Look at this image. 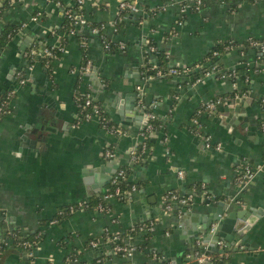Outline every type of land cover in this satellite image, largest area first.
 Here are the masks:
<instances>
[{
	"label": "crops",
	"instance_id": "1",
	"mask_svg": "<svg viewBox=\"0 0 264 264\" xmlns=\"http://www.w3.org/2000/svg\"><path fill=\"white\" fill-rule=\"evenodd\" d=\"M120 1L83 0L82 8L90 25H101L103 39L123 43L124 49L105 51L97 32L83 27L84 40H77L75 34L64 37L65 52L52 62L49 72L40 56L29 65L25 55L60 43L52 32L64 22L62 9L51 0H22L2 12L0 31L7 25L21 28L0 51V99L4 92L17 88L9 113L0 119V236L17 229L22 236L40 232L42 239L31 256L11 250L0 264H27L29 258L30 264H67L70 253L77 254L80 264H198L194 256L198 242L190 241L189 229L173 224L182 211H187L196 214L190 215L188 226L204 225L210 211L205 200L230 201L231 211L250 208L260 213L248 233L247 246L225 247L219 253L227 264H264V175L257 174L244 190L234 181L243 163L254 166L264 161V55L247 50L243 55L230 51L223 56L221 65L216 66L220 72L237 69L239 76H245V81L237 79L234 86L217 74L191 84L189 77L146 83L140 71L149 39L168 52L169 66L182 69L197 65L218 42L262 40L264 0L252 4L246 0H203L199 11L188 9L177 33L170 37L179 4L189 6L190 0H136L142 11L165 8L150 18L129 13L115 28L122 14ZM3 4L0 0V6ZM85 55L96 68L94 76L99 85L96 78L85 75L82 89L88 87L92 99L123 129L119 138L95 122L78 118L73 91L79 84L78 71ZM17 74L26 80L24 85L18 86ZM103 87L107 90L100 91ZM137 87H141L143 104L139 109L146 108L142 119L152 112L165 122L163 128L149 134L152 145L132 177L134 183H144L143 189L128 202L110 199L103 212L81 210L50 224L65 208L100 197L119 167L131 162V150L141 143L145 128L126 112L132 101L137 106ZM232 93L239 96L228 98ZM219 97H227L223 103L237 98L242 101L226 120L221 112L215 115L212 111L199 119L202 132L221 143L222 150L217 152L203 148L191 119L199 107ZM119 104L120 110L115 108ZM216 108L221 111L222 104ZM34 129L45 140L31 147L26 138H33ZM106 149L113 151V159L104 157ZM179 171L182 178L177 175ZM172 191L180 197L192 194L191 210L174 203L172 210L164 213L166 196ZM141 199L150 201L143 203ZM150 221L154 222L151 232H141L130 240L135 247L133 256L112 253L106 235ZM90 240H98V246L89 248Z\"/></svg>",
	"mask_w": 264,
	"mask_h": 264
},
{
	"label": "built area",
	"instance_id": "2",
	"mask_svg": "<svg viewBox=\"0 0 264 264\" xmlns=\"http://www.w3.org/2000/svg\"><path fill=\"white\" fill-rule=\"evenodd\" d=\"M8 1H9L8 2L9 5H12L15 2H17V3L21 2L22 0H8ZM173 1L174 0H170V3ZM51 2L53 4H55L57 7L62 9L63 17H65V19L72 26V28L68 32H63V33H58L57 31L52 32V35L54 37H57V39H59L60 43L64 39L65 36L74 35V33L76 32L77 29L82 28V27H87L90 25L83 16H80V17L76 16L75 12H73L72 9L65 8L59 0H51ZM82 3H83V0H76L77 5L82 6ZM179 5L180 6H179L178 16H177V19L175 21L174 26L171 28V30L169 32V37L173 36L177 33V28H179L181 26L188 9L191 12L199 11L203 7V0H190L189 6L186 3H180ZM164 8L165 7L151 9L150 11L154 12L155 10H158V13H161L164 10ZM118 9H119L120 13H123V14H121L119 19H117L116 24H115V26H116L115 28L119 27L118 23L122 22V20H124L125 17L127 16V14H129V13H131V14L141 13V14H145V15L147 14V13H144V11H142V8L137 4L136 0L120 1L118 4ZM39 16H40L39 14L36 15L35 17L32 18V20H36ZM20 28H19V30H20ZM101 29H102L101 25H98V27L90 28V30L92 32H97V33H98V31L101 32ZM60 43L56 46H46L41 51H39L38 53L29 52L25 56L28 59V61H31V56L38 55L41 58L45 59L43 66L46 69L51 68L52 62L57 61L60 58L57 55V53H60L62 55L65 52L64 47H62ZM102 43H103L105 51H109V47H108L109 44H113L114 46H116L119 51L124 49L123 43L115 44V43H112L110 41L107 42L108 44H106L105 42H102ZM249 45L253 48H258V50H259L258 53H260L261 55H264V43H258V42L250 41ZM82 46H84V44ZM230 49L233 50L232 48H230ZM146 52L152 53V52H155V49L154 48H147ZM239 53L241 55H243L244 51H239ZM166 57L169 59L168 52H166ZM29 65H31V63ZM172 67H174V66H170V69L168 70L167 73H162L160 71H157L155 73V75H151V76H148L147 78H143V80L150 82L153 79H159V78H162L164 76H173V75L180 74V72L178 70H175ZM198 67H199L198 65H195L194 68H198ZM91 69H92V64L88 60V61H86V63L84 65H82L80 67V69L78 71V74H79V76H78V80H79L78 89H75L73 91V96L74 95L83 96V105H82L80 112L78 113V116L81 115L83 122H95L99 126L100 129H103L105 132L112 134L115 137L119 138V137L124 135V131L122 129H114V128H111L110 131H107L104 127H101L100 126L101 114L104 113L106 115V112L99 105L94 104L93 99L89 93L88 87H87L86 91L82 89L83 79H84L85 75H87L91 71ZM183 72L187 74L190 72V69L189 68L183 69ZM211 74H217L218 77H221V78L226 77L229 79L235 75V71L231 70V73H223V72H220L216 66H212L210 69H208V71L204 74V76L211 75ZM204 76H202V77H204ZM202 77L196 79L195 82H199ZM16 79H17L18 86H22L25 84L26 80L23 78L22 74H17ZM233 86H234V82H233ZM137 91H138L137 106L143 107L142 99H141V97H142L141 87H137ZM16 92H17L16 87L11 88L6 93V99H8V103L6 104V102H0V119L3 115H7L9 113L10 103L12 101L11 96L15 95ZM241 95L245 96V93H243ZM238 96H239L238 94H236V95L234 94V98H236ZM224 100H225V98L219 97V98L213 100L212 102H209L205 105H202L201 107H199L195 111V113L191 119V123L193 125L194 133H195V135H197L201 139L203 148L205 150H212V151L219 152L222 150V145H221V143L214 142L212 137L209 134L202 132V128H201V124L199 122V119L204 113L208 112L209 110H213L214 108H216V106L221 105ZM4 106H6L5 109H4ZM147 116H148V120L152 118V115H150V114H147ZM152 130H153L152 126L150 124H146L144 130L141 132V143L134 146L133 149L131 150V153H130L131 154L130 155L131 161H134L136 159L135 149L138 145L141 144L142 150L144 152H147L144 141L149 136V134L152 133ZM262 131L264 132V126H262ZM104 157L106 159H113L114 158L113 151L111 149H106L104 151ZM122 173L123 172L120 170L117 173V176L122 175ZM259 173H262L264 175V161L260 164L254 165V166L245 162L240 166V169L238 170V173H237L236 177L234 178L235 185L240 190H244L253 181L255 176ZM177 175L179 178H182V176H183L182 172H180V171L178 172ZM117 176L112 177L113 179L111 178V182H114V180L116 179ZM136 192H137L136 186L133 185L131 187L130 193H128V195L135 194ZM125 194H127V193H125ZM119 195H120V190H119V188H116L113 193H108L106 191L103 192L101 197H102V200L106 203L110 199L117 198V196H119ZM191 195L186 196V197H180L177 193H173V192L169 193V195L166 199V204L164 206L163 212L168 214L172 210L174 203H180V204L190 203L192 200ZM84 203H86V202H81L79 204L69 206V207L65 208V210L60 211L57 214V218L52 220L50 222V224H56L58 222L59 217H61V216L63 217L65 214H66V216H71L72 214H74L77 211L85 210ZM96 209L99 212H103L102 205H98L96 207ZM153 226H154V222L150 221L148 223V225H145L142 227V229L140 230V233L141 232H145V233L151 232ZM216 228H217V223H215V222L212 223L209 230H208V233L211 234V236H214L216 234ZM106 237L108 238V241L113 244V246L111 248V251L113 254H115V255L121 254V256L125 257V258H130L131 256H133V254L135 252V247L130 242L131 238L128 237V238L122 240L124 242V244H119V242L121 241L119 233H116L113 235H106ZM0 239H1V236H0ZM7 244H9V243H7ZM200 245H201L200 243H197L198 250L194 254L196 262L198 264H203V263L213 264L214 259H213V256L211 255V253L207 252L206 248L203 246L201 247ZM22 246L27 248V247H29V244L22 243ZM87 246L89 248H96L98 246V240L88 241ZM216 247L220 251V253H222V251H225V249H226L225 248L226 246H225L223 241H217ZM68 258H72V260L70 262L71 264H78V262H79L78 256L75 253H70V255H68L66 257V261Z\"/></svg>",
	"mask_w": 264,
	"mask_h": 264
},
{
	"label": "trees",
	"instance_id": "3",
	"mask_svg": "<svg viewBox=\"0 0 264 264\" xmlns=\"http://www.w3.org/2000/svg\"><path fill=\"white\" fill-rule=\"evenodd\" d=\"M63 6L65 8H70L73 10V12H75L76 16H83L84 15V10L82 8V6H79L76 4V0H59ZM248 3L252 4L257 2L258 0H246ZM4 4L0 7V18L2 15V12L4 10L5 7H7L9 5V1L8 0H3ZM204 5V2H203ZM145 10V8L143 9ZM147 10H145L144 12H146ZM158 10H155L154 12L152 11H147V15L148 18L150 17H154L155 15H157ZM123 14V13H122ZM63 23L61 25L60 28H58L56 31L58 33H63V32H68L72 26L70 25V23L65 19V17H63ZM122 22L118 23V26H121ZM19 27L17 25H7L4 26L3 29L0 31V51L2 49H4V47L7 45L8 42H10V40H12V38H14L15 36H17V34L19 33ZM89 29L93 28V27H98V25L92 24L87 26ZM85 30V28H79L76 30V32L74 33L77 40L80 38H84L83 36V31ZM98 37H101V32L98 31ZM68 37V36H67ZM66 37V38H67ZM66 38L63 39V42L61 44L62 47H65V42H66ZM85 39V38H84ZM83 39V40H84ZM102 42H105L106 44H108L107 40L103 39L101 37L100 39ZM253 41V42H258V43H264V37L262 40H256L254 38H249L247 40H245L244 42L238 43L232 40H227V41H221L218 42L207 54H205V56L202 58V61H200L197 65L199 66L198 68H194L195 66H191L189 67L190 72L189 73H184L182 68L179 67H172L175 70H178L180 72V74L178 75H173V76H164L162 78H178V77H189L190 78V84L194 83L196 81V79L204 76V74L208 71V69H210L212 66H220L221 64L219 63L220 60L223 58L224 55H226L227 53H229L230 51H244L246 52L247 50H255L256 52H258V48H253L249 45V42ZM147 48H154L155 52L152 53H145L144 54V62L143 65L140 68L141 71V75L142 78H147L148 76L151 75H155V73L157 71H160L162 73H167L168 70L170 69L169 66V59L166 57V51L164 50L163 47L157 45L154 41H152L151 39H149L147 41L146 44ZM37 45L35 46L36 49ZM109 52H117L119 51L117 49L116 46H114L113 44H109ZM82 48H84L82 46ZM146 48V49H147ZM230 48H232L233 50H231ZM57 55L60 57L61 54L57 53ZM36 58V55L31 56V61H29V63H33L34 59ZM39 61L44 64L45 59L41 58L39 59ZM86 55L85 58L83 60L82 65H84L86 63ZM50 68H47V72H49ZM227 73H231V71L227 72ZM237 79H241L242 81H245V76H239L238 74V70H235V75L231 78H229V80L231 82H235ZM146 83L149 81H145ZM245 83V82H244ZM246 84V83H245ZM76 88L78 89V85H76ZM6 92L3 93V95L1 96L0 102H6V104L8 103V99H6ZM244 93V92H243ZM242 93V94H243ZM16 95V94H15ZM11 96V98L13 99L14 96ZM234 97V93H232L231 96H229L228 98H233ZM223 98H227V97H223ZM73 102L75 104V106L77 107V112L79 113L82 105H83V96L80 95H74L73 96ZM94 104H97L94 102ZM98 105V104H97ZM6 106H4L5 109ZM147 107V106H146ZM212 110H209L208 113L211 114ZM148 112V111H147ZM150 115H152V118L148 120L147 124H150L152 126V132L153 131H157L161 128L164 127L165 122L163 121V119H159L156 116H154L152 114V112H148ZM5 115H3L2 117H4ZM1 117V118H2ZM79 120L81 122H83L81 115L78 116ZM100 126L104 127L107 131H110L111 128L114 129H122L121 127H119L118 125H116L115 123H113L108 115L102 113L101 114V122H100ZM123 130V129H122ZM145 147L147 149V151L149 150L150 146L152 145V142L149 138V136L145 139L144 141ZM147 154L146 152H144L142 150V146L141 144L138 145L135 149V157L136 159L134 161H131L128 165H124V166H120L119 169L116 171V173L114 174V176H117V173L121 170L123 173L120 176H117L116 179L114 180V182L109 183V186L107 187L106 192L108 193H113L114 190L116 188H119L120 190V195L117 196V198H115L116 200H119L120 202H128L130 201L132 198H134V196H136L135 194H131L128 195V193H130V189L131 187L134 185L136 186V190L140 191L143 189L144 183L137 180V182H133L132 181V177H135V170L138 166H140V164L142 163V161L146 158ZM113 176V177H114ZM113 179V178H112ZM197 186V185H196ZM198 187H196L197 189ZM173 193H177L175 191H172ZM127 193V194H125ZM171 193V192H170ZM178 194V193H177ZM169 193L166 196V199L168 197ZM102 196V195H101ZM97 197V198H92L88 203H84L85 206V210H91V211H98L96 209V207L98 205H102L103 207V211H105L108 208V204L105 203L102 200V197ZM65 210V209H64ZM68 216H66V214L62 217H59L58 222L59 223L62 219L67 218ZM149 222L147 223H143V224H138L135 226H132L131 228H128L127 230L120 232V239L121 241L119 242V244H124V242L122 240L126 239V238H132L133 236H135L136 234L140 233V230L142 229L143 226L148 225ZM149 235V234H147ZM42 239V234L40 232H37L35 234H31V235H27V236H22V234L20 233L19 230H13L9 233H5L1 236L0 239V259L9 251H13V250H21L26 252L29 256L31 250L35 247V245ZM8 241H10V244H7ZM22 243H27L29 244V247L25 248L22 246ZM88 244V243H87ZM113 246V244L111 243V247ZM140 250H142V246L138 247ZM137 248V249H138ZM198 250V248H196ZM211 255L213 256L214 262L213 264H227L224 258H222L220 256V253H211ZM117 256H121V254H118ZM221 257V258H220ZM72 258H68L67 259V264H71ZM29 262V263H28ZM27 264H30L31 262V258L28 259ZM80 264V263H78Z\"/></svg>",
	"mask_w": 264,
	"mask_h": 264
},
{
	"label": "water",
	"instance_id": "4",
	"mask_svg": "<svg viewBox=\"0 0 264 264\" xmlns=\"http://www.w3.org/2000/svg\"><path fill=\"white\" fill-rule=\"evenodd\" d=\"M24 33V32H23ZM31 47V46H29ZM23 51H25V47L22 48ZM21 58V55H20ZM96 74V68L91 69V71L86 75L87 77H93L96 78L94 75ZM96 84L99 85V80L96 78ZM100 87V86H99ZM149 88V84L147 85V89ZM107 87L100 88V91H106ZM147 91V90H146ZM136 97V96H135ZM136 99V98H134ZM96 103V100H93ZM116 101V99H115ZM241 98H237L234 100L226 101L222 103L223 109L217 110L218 108H214L212 110V113L215 115H218L219 112L224 115V120L227 119L229 113L236 112V109L240 107L241 104ZM108 102V100H107ZM115 108H121V104L119 106H115ZM148 109H152V106H150ZM128 112L136 117V121L140 120V125L145 127V125L148 122V117H146L144 120L142 117L144 116V113L146 111V108L139 109L138 106L135 105L134 101H132L130 107H126V112ZM121 116V113H120ZM233 118V117H232ZM230 118V119H232ZM222 119V118H221ZM227 120L228 129L231 127V120ZM37 122L38 119H37ZM45 125V124H44ZM44 125L39 127V131L44 130ZM141 126H139L140 128ZM143 130V129H142ZM33 138H26L28 143L31 145V147H35L38 144H41L45 138L40 136L36 129H34L31 133ZM139 197H141V192L138 194ZM148 200V201H147ZM141 201L143 203L149 202L150 199ZM206 206L209 207L210 211L206 214V221L204 225H200L198 227L194 226H188V218L190 215H196L192 214L191 212L182 211L179 216L176 218V221L174 222V227L180 228V229H189L188 236L190 238V241H196L200 244H202L203 247L206 248L207 252L209 253H219L220 251L215 246V243L217 241H223L226 244L227 248L235 247L238 248L239 246H247L246 239L248 236V233L252 230V228L255 226V224L258 221V218L261 216L259 212H256L253 209L248 208L246 211H231L229 209L230 201H217L212 202L210 200L203 201ZM181 207L186 210L189 208L191 210L192 203H186L184 205H181ZM217 223L216 228V234L214 236H211V234L208 233V229L210 228L212 223ZM211 239H213V242H210ZM21 256V254H19ZM5 257H2L0 259V263L4 261ZM208 264V263H204Z\"/></svg>",
	"mask_w": 264,
	"mask_h": 264
}]
</instances>
